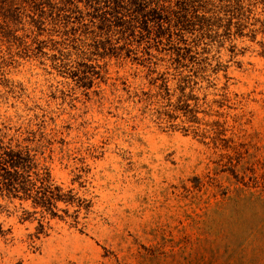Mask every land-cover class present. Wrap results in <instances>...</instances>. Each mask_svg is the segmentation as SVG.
Wrapping results in <instances>:
<instances>
[{
  "label": "rangeland",
  "instance_id": "374dc122",
  "mask_svg": "<svg viewBox=\"0 0 264 264\" xmlns=\"http://www.w3.org/2000/svg\"><path fill=\"white\" fill-rule=\"evenodd\" d=\"M148 2L0 16V145L81 200L0 195V264H264V0Z\"/></svg>",
  "mask_w": 264,
  "mask_h": 264
},
{
  "label": "trees",
  "instance_id": "16d2710c",
  "mask_svg": "<svg viewBox=\"0 0 264 264\" xmlns=\"http://www.w3.org/2000/svg\"><path fill=\"white\" fill-rule=\"evenodd\" d=\"M45 13L55 16V20L78 15L82 21L99 23L104 28L120 26L133 32L143 24L148 27L154 19H167L148 0H0V16L5 22H12V19L21 22L28 16L33 22L41 24ZM254 177L257 178L256 175ZM0 195L31 199L34 205L52 213L58 201L70 204L76 202L79 206L76 212H79L81 205V200L76 199L71 190L62 192L61 187L54 185L48 166L40 164L33 154L2 144ZM39 226L43 228L42 220H39Z\"/></svg>",
  "mask_w": 264,
  "mask_h": 264
}]
</instances>
